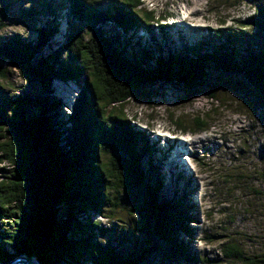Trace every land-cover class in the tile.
Masks as SVG:
<instances>
[{
  "label": "trees",
  "instance_id": "trees-1",
  "mask_svg": "<svg viewBox=\"0 0 264 264\" xmlns=\"http://www.w3.org/2000/svg\"><path fill=\"white\" fill-rule=\"evenodd\" d=\"M41 2H46L52 18L65 9L67 33L44 56L41 51L51 44L56 24L32 28L34 41L11 36L2 42L0 57L7 69L0 68V91L11 69L24 79L35 77L45 92L51 80L74 82L79 89L67 105L63 125L57 123L60 105L55 99L41 98L34 118L27 115L31 100L26 94L0 102V264L20 256L34 257L39 264H140L134 257H121L103 246L97 239L102 233L100 220L94 218L111 217L105 212L110 192L119 193L129 182L145 187L152 237L185 260L196 261L176 236L178 231L191 236L187 223L194 219L179 200L166 203L158 199L160 185L149 176L152 147L116 106L139 88L158 82L201 85L207 62L228 73H242L264 97V50L237 58L227 42L233 41L232 35L220 29L211 34L215 42L208 39L190 45L180 39L181 49L147 56L154 67L146 68L145 63L124 57L103 29L151 32L148 22L154 15L139 14V0ZM52 2L59 8L50 7ZM8 8L0 0V29ZM247 20L240 27L257 28L264 35V0H254V14ZM60 114L65 115L61 110ZM175 124L180 132L188 130L181 121ZM204 129L205 123L200 122L195 132ZM112 166L121 169L115 187L109 174ZM78 214L91 216L81 220ZM258 261L264 264V253Z\"/></svg>",
  "mask_w": 264,
  "mask_h": 264
},
{
  "label": "rangeland",
  "instance_id": "rangeland-1",
  "mask_svg": "<svg viewBox=\"0 0 264 264\" xmlns=\"http://www.w3.org/2000/svg\"><path fill=\"white\" fill-rule=\"evenodd\" d=\"M5 0L9 12L0 29V44L11 36L33 40L32 28L57 25V33L41 54L62 43L68 24L65 9L52 18L46 2ZM51 3V2H49ZM50 7L59 8L52 2ZM139 14L151 12V32L121 33L103 27L124 57L153 68L154 58L181 49V42L202 44L222 29L231 34L236 57L264 50V35L257 28H242L241 23L254 14V0H139ZM156 21V22H155ZM162 25V28H161ZM83 28V26H82ZM221 36V35H220ZM166 37V38H165ZM222 41V40H220ZM39 54V55H41ZM0 68L7 64L0 57ZM1 81L0 102L28 95L29 118L39 112L41 98L55 99L65 115L58 114L63 125L69 102L78 93V84L51 80L49 89L41 90L35 77L22 78L14 69ZM122 108L130 127L147 136L152 147V171L160 188V201L175 203L194 219L187 223L192 235L176 236L189 248L196 261H187L160 240L153 238L152 217L143 185L129 182L119 193L110 192L105 208L109 219L100 218L103 246L124 258H136L140 264H261L264 253V97L242 73L222 71L213 62L206 63L201 85L158 82L139 88L117 109ZM65 116V117H64ZM181 121L186 132L175 122ZM205 129L195 132L198 123ZM192 130V131H191ZM145 165V163H144ZM120 168L112 166L109 174L115 185ZM119 189V188H117ZM78 214V219L90 218ZM225 253H232L230 257ZM241 257V258H238ZM64 263V262H63Z\"/></svg>",
  "mask_w": 264,
  "mask_h": 264
},
{
  "label": "water",
  "instance_id": "water-1",
  "mask_svg": "<svg viewBox=\"0 0 264 264\" xmlns=\"http://www.w3.org/2000/svg\"><path fill=\"white\" fill-rule=\"evenodd\" d=\"M3 264H39L34 257H15L13 260Z\"/></svg>",
  "mask_w": 264,
  "mask_h": 264
}]
</instances>
